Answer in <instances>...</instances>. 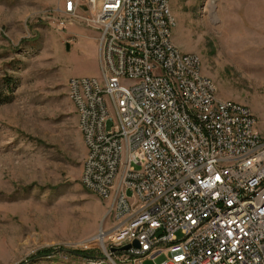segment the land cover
<instances>
[{
  "label": "built area",
  "instance_id": "2783aa9c",
  "mask_svg": "<svg viewBox=\"0 0 264 264\" xmlns=\"http://www.w3.org/2000/svg\"><path fill=\"white\" fill-rule=\"evenodd\" d=\"M167 4L56 0L58 24L98 33L104 79L68 89L89 146L81 182L110 202L99 239L130 264H264V137L247 107L217 104L198 55L169 46Z\"/></svg>",
  "mask_w": 264,
  "mask_h": 264
},
{
  "label": "rangeland",
  "instance_id": "374dc122",
  "mask_svg": "<svg viewBox=\"0 0 264 264\" xmlns=\"http://www.w3.org/2000/svg\"><path fill=\"white\" fill-rule=\"evenodd\" d=\"M55 6L0 0V264H130L99 239L110 202L81 182L87 148L69 97L71 78L104 79L98 33L62 27ZM170 6L174 44L264 137V0Z\"/></svg>",
  "mask_w": 264,
  "mask_h": 264
},
{
  "label": "bare ground",
  "instance_id": "6f19581e",
  "mask_svg": "<svg viewBox=\"0 0 264 264\" xmlns=\"http://www.w3.org/2000/svg\"><path fill=\"white\" fill-rule=\"evenodd\" d=\"M165 13H172V9L170 6V0H168V4H167V6H165ZM173 18H174V23H170V29H169V33H168L169 46H171L172 49H174V51L178 54H186L185 52L181 51L180 48L174 44L173 29L176 26V20H175L174 15H173ZM197 69H199V72H201L202 76H206V75H204V73L202 71V62H201L200 58H197ZM207 81H212V89L218 90L216 83L211 78H209L208 76H207ZM113 82H120V75H113ZM70 83H71V79L69 80V83H68L69 88H70ZM69 97H70L72 103L74 104L76 111H77V114H78V117H79V126H80L81 132L83 134V137L85 140V145L87 148V155H86V159L84 162H87V157H89V146H87V144H86V134H85V129H84V123H82V121H81V115H80L81 102H80V100L76 99V93H74V91L72 89H70V91H69ZM216 102H217V104H224L225 103V104L241 105V104H238L236 102L222 100L219 97V95H216ZM242 106H244V105H242ZM247 112L249 114H253L252 111L248 107H247ZM108 116H115V109H108ZM125 173H126V165H119L118 175H114L112 177V187H120L122 185V175H125ZM83 185L89 191V186H86L85 184H83Z\"/></svg>",
  "mask_w": 264,
  "mask_h": 264
},
{
  "label": "water",
  "instance_id": "95a60500",
  "mask_svg": "<svg viewBox=\"0 0 264 264\" xmlns=\"http://www.w3.org/2000/svg\"><path fill=\"white\" fill-rule=\"evenodd\" d=\"M67 48H68V50L70 49L69 46H67ZM134 246L138 248V247H139V244H138V243H135ZM129 249H130V246H127V247L121 249V251H127V250H129Z\"/></svg>",
  "mask_w": 264,
  "mask_h": 264
}]
</instances>
